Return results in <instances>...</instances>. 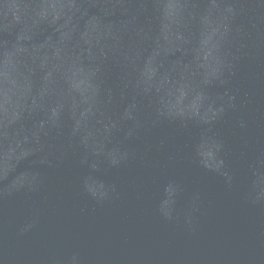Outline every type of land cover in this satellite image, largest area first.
<instances>
[{
    "label": "water",
    "instance_id": "water-1",
    "mask_svg": "<svg viewBox=\"0 0 264 264\" xmlns=\"http://www.w3.org/2000/svg\"><path fill=\"white\" fill-rule=\"evenodd\" d=\"M0 264H264V0H0Z\"/></svg>",
    "mask_w": 264,
    "mask_h": 264
}]
</instances>
